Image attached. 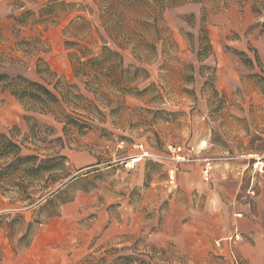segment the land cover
<instances>
[{
    "label": "rangeland",
    "instance_id": "rangeland-1",
    "mask_svg": "<svg viewBox=\"0 0 264 264\" xmlns=\"http://www.w3.org/2000/svg\"><path fill=\"white\" fill-rule=\"evenodd\" d=\"M10 2L0 9V42L8 48L0 73L32 69L37 76L26 77L46 86L59 105L50 107L54 115L37 117L13 103L8 112L21 110L24 127L0 133L10 136L14 128L31 149L25 154L54 155L64 144L62 153L79 158L68 157L70 176L41 203L50 174L42 181L1 175L0 160V264H88L91 256L94 264L102 257L104 264H264L254 222L260 218L264 229V167H256L264 163V82L256 76L264 77V12L255 14L253 0ZM120 30L134 31L132 40ZM105 47L147 75L76 76L78 62L98 58ZM35 120L41 126L31 132ZM57 137L63 142L49 143ZM141 146L150 157L140 158ZM171 147H181L186 160L177 161ZM85 153L93 158L88 165ZM204 158L215 166L209 183ZM53 175L62 177V167ZM241 210L243 238L231 245L233 254L214 241L201 257L194 252L202 244L151 240L177 217L188 223L201 212L197 223L205 231L216 213L234 226ZM242 245L259 250L249 258Z\"/></svg>",
    "mask_w": 264,
    "mask_h": 264
},
{
    "label": "trees",
    "instance_id": "trees-1",
    "mask_svg": "<svg viewBox=\"0 0 264 264\" xmlns=\"http://www.w3.org/2000/svg\"><path fill=\"white\" fill-rule=\"evenodd\" d=\"M253 11L255 14H263L264 0H253ZM153 22L155 25L158 24V17H155ZM153 22H144L143 25L150 26ZM261 26L262 33L264 34V22H262ZM132 33L134 34L135 32L133 31ZM132 33L120 30V35H122V38L127 41L132 40ZM136 35L138 37H143L137 31ZM142 40H144V37ZM133 50L135 51L136 48H133ZM78 65L79 67L75 68L76 76H127V74L128 76H137V74L141 71L147 75L146 70L139 66H126L121 53L118 50H113L108 47L104 48L103 54L98 58H93L86 62H78ZM262 69V72L264 73V68ZM256 76L264 82V77H261L260 75ZM0 90L8 91L27 112L54 115L55 113L50 107L52 105H59L58 97L54 95L46 86L41 83L31 81L23 75L12 77L6 73H0ZM25 119L28 121L30 117L25 116ZM76 123L78 122L76 121ZM34 126L39 127L41 124L35 120L33 126H30L31 132L34 130ZM65 128L66 127H64V129ZM79 128L81 129V126H79ZM13 130L14 128L9 131L10 136L5 133H0V160L5 159L6 161L5 166L1 170V175L10 176L13 174H34L42 181L47 174H50L47 181L41 185V192L36 200L41 203L49 196L54 195V193L51 192H53L70 176V171L66 165L68 157L61 152L65 146L62 144L60 151L54 155L44 156L38 152L36 154H25L24 149H31L27 148L25 141H20L13 136ZM52 142H63V138L57 137L49 143ZM58 166H61L64 172L62 177L53 175V171ZM95 259L96 258L91 256L88 264H94L93 261H95ZM123 259L129 262L131 257L127 256ZM106 262L107 260L102 257L95 264H104ZM114 262L115 261H112L111 264Z\"/></svg>",
    "mask_w": 264,
    "mask_h": 264
},
{
    "label": "crops",
    "instance_id": "crops-1",
    "mask_svg": "<svg viewBox=\"0 0 264 264\" xmlns=\"http://www.w3.org/2000/svg\"><path fill=\"white\" fill-rule=\"evenodd\" d=\"M11 0H0V9L3 10H7L9 8H11ZM0 10V11H1ZM5 18V23L6 26H8V24H10V21L7 19L6 14H4L3 16ZM8 48L1 44L0 42V56H2V54L6 53V50ZM61 60H64V58L61 57ZM18 75H23L26 76L27 73H25V71L23 72V74H18ZM17 76V75H16ZM27 76H37L36 72H33L32 69L30 70V72L28 73ZM5 104L3 109H0V127L4 128V127H8V126H13V125H19L20 127H24L23 125L25 124V120H24V114H22L21 110L20 112L16 113V114H9L8 109L10 107L11 104L13 103H18L19 106H21V104L11 95L9 94L8 91H1L0 90V104ZM21 108V107H20ZM25 113V112H24ZM45 115L43 114H38L37 117H44ZM65 155L67 157H70L72 159H77L79 158V153L76 151H71L69 150V152L65 153ZM206 159H210V158H204L202 159V178H203V168H204V160ZM211 160V159H210ZM93 158L85 153V165H88L90 163H92ZM214 163H213V170L211 172V181L213 180V177L215 176V171H214ZM242 172V171H241ZM263 172V170L261 171ZM227 175H230V173ZM210 181V182H211ZM209 183V182H208ZM250 190H254V186H251L250 189L248 190V195L253 198L256 195V191H255V195L252 196L250 195ZM217 194V201L223 203V200L221 198L222 193L221 191L217 190L216 191ZM222 208V205H219V208ZM244 210H241V212L238 213H234V219H233V223L234 226H232V220L231 217H227V216H222L220 213H216L214 214L211 219H210V224H209V230H203L202 226L198 225L197 222H199L201 220V218H196V216H201V212L196 211L195 212V218L192 221H189L188 223H185L184 219L185 216H180L176 218V224L173 225L171 224V226L166 225V228L163 230V232L154 234L152 237V241H161V242H167L170 239H173L175 241L176 244L179 245V247H181V243L185 242L188 245L190 244H194V245H198V244H202L200 245L199 251H195L194 253H198L200 254V256L204 257V255L207 254V251L209 248L212 247V242L214 241L215 245L217 242H221L222 246H221V250L225 251V255H227V253L233 254V251L231 249V245L234 244H238V242L240 243L242 241V228H241V224L243 223V220L239 223L238 219H241L244 217V212H242ZM257 220H255L254 222L257 224V227L262 228V221L260 218H256ZM248 220V219H247ZM233 227V228H232ZM259 228V232H257V237L256 238H264V229H260ZM236 235H240L241 240L236 242H229V238H232ZM91 238H85V242H89ZM217 247V245H216ZM219 248V247H218ZM259 250V246L257 247H252V249L248 248V246L246 245H242L240 246V252L243 255H246L247 257L251 258V254L254 252H257ZM186 252V250H184ZM254 251V252H252ZM253 256V255H252Z\"/></svg>",
    "mask_w": 264,
    "mask_h": 264
},
{
    "label": "built area",
    "instance_id": "built-area-1",
    "mask_svg": "<svg viewBox=\"0 0 264 264\" xmlns=\"http://www.w3.org/2000/svg\"><path fill=\"white\" fill-rule=\"evenodd\" d=\"M141 150H143V146H141ZM181 151H182L181 147H171V152L177 155V157H176L177 161H185L186 160V158L184 156L180 155ZM145 157H150V154H149V152L143 150L140 158H145ZM259 164H262V166L259 169L260 171H262L263 167H264V163L263 162H261V163L259 162V163L256 164V167H258ZM212 170H213V162H212V160H210V159L204 160L203 179H204L205 182H210L211 181V172H212ZM170 178H171V183L174 184V172L173 171H171ZM250 195L254 196L255 195V191L254 190H250ZM240 240H241L240 235H236V236H234L232 238H229V242H236L237 243ZM216 245H217V247H221L222 246L221 242H217Z\"/></svg>",
    "mask_w": 264,
    "mask_h": 264
},
{
    "label": "bare ground",
    "instance_id": "bare-ground-1",
    "mask_svg": "<svg viewBox=\"0 0 264 264\" xmlns=\"http://www.w3.org/2000/svg\"><path fill=\"white\" fill-rule=\"evenodd\" d=\"M139 159H136L135 161H138Z\"/></svg>",
    "mask_w": 264,
    "mask_h": 264
}]
</instances>
